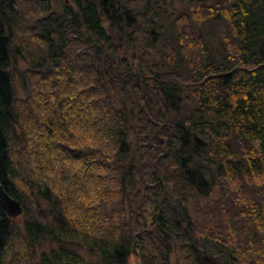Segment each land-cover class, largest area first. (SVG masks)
I'll return each mask as SVG.
<instances>
[{"label": "trees", "instance_id": "16d2710c", "mask_svg": "<svg viewBox=\"0 0 264 264\" xmlns=\"http://www.w3.org/2000/svg\"><path fill=\"white\" fill-rule=\"evenodd\" d=\"M178 3L0 0V264H264V0Z\"/></svg>", "mask_w": 264, "mask_h": 264}, {"label": "rangeland", "instance_id": "374dc122", "mask_svg": "<svg viewBox=\"0 0 264 264\" xmlns=\"http://www.w3.org/2000/svg\"><path fill=\"white\" fill-rule=\"evenodd\" d=\"M52 1V6H53V10L56 12H60L62 10V5L64 3H66V1L68 0H51ZM176 4L179 5L178 0H176ZM15 62H16V66L18 69H20L23 73H25L27 71V65L25 64V62L23 61V59L19 56V54H15ZM44 206H47V203L43 202ZM23 217H19L17 218L16 222L19 224V229L21 231H23V225L21 224ZM23 236L25 235V232L23 231ZM52 248H57L56 244H52L50 246H46L43 249H40L36 254H35V260H37V258L39 257V255L41 254V252H49ZM72 250L76 253H78L80 256H82L83 258H85L86 261L91 262V263H98L99 262V258L96 254L90 252L89 250L86 249H81L78 247H71ZM40 253V254H39ZM134 263V259L131 257L129 259V264H133Z\"/></svg>", "mask_w": 264, "mask_h": 264}, {"label": "water", "instance_id": "95a60500", "mask_svg": "<svg viewBox=\"0 0 264 264\" xmlns=\"http://www.w3.org/2000/svg\"><path fill=\"white\" fill-rule=\"evenodd\" d=\"M3 205L8 217H10L11 219L17 220V218L23 216L24 211L21 204L5 192L3 193ZM159 217L160 214L154 215V217L152 218V225H155L158 222ZM136 246L137 243H135V248Z\"/></svg>", "mask_w": 264, "mask_h": 264}]
</instances>
